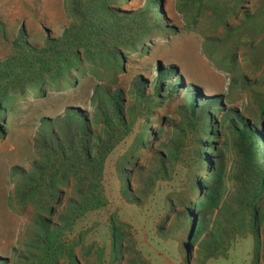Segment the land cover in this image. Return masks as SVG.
I'll list each match as a JSON object with an SVG mask.
<instances>
[{"label":"trees","instance_id":"16d2710c","mask_svg":"<svg viewBox=\"0 0 264 264\" xmlns=\"http://www.w3.org/2000/svg\"><path fill=\"white\" fill-rule=\"evenodd\" d=\"M121 1L66 0L70 21L60 34L46 31L41 43L31 42L24 28L18 29L10 42L11 53L0 58V135L7 130L9 122L4 116L12 110L16 95L24 96L27 89L42 94L46 87L61 82L75 85L73 71L83 60L106 61L114 73L124 72V50L136 51L153 33L165 31L161 0H145L134 11L121 10L118 6ZM247 1L179 0V3L181 10L194 11L195 15L208 12L212 21L223 27L219 42H229L231 47V52L223 57L235 60L234 52L243 46L252 64H261L264 62V0H258L251 11L243 10L242 18L236 23L228 21L236 18ZM259 35L262 37L257 42ZM208 40L210 43L214 38ZM208 43L205 44L208 55L224 67ZM155 70L149 93L146 79L142 76L133 79L129 90L134 97L131 103L121 88L112 89L107 81L93 87L91 111L66 106L63 114L40 119L34 142L36 156L30 158L29 168L12 167L18 182V202L28 201L37 208L27 226L30 250L19 255L28 264H64L59 262L61 257L67 258L65 264H78L73 255L76 242L65 236L85 214L105 206L103 174L108 155L131 134L135 125L139 132L134 137V146L146 148L149 113L183 87L175 66L158 63ZM173 75L176 78L169 82ZM238 83L251 88L257 111L262 115L264 76L249 79L245 74L232 75L230 84ZM182 100L178 106L181 119L166 144L171 155L154 157L156 163L147 172L149 182L138 192L148 195L158 180L170 177L168 168L178 164L186 170L184 188L176 196L177 207L167 201L173 212L169 231L178 233L188 229L189 242H183L181 247L185 263L196 243L202 249V262L225 257L237 239L248 235L253 237L257 250L259 228L264 223V127L259 120L245 118L234 107L224 108L221 97H205L197 88L186 86ZM211 105L223 108L219 120L212 117ZM214 127L227 131L236 154L230 175L233 187L226 196L222 149L205 140ZM206 146H212L214 155L202 151ZM204 171L206 177L201 175ZM118 173L121 177L131 174L125 168H120ZM71 182L73 194L65 197L62 187ZM124 184L128 199L138 203L139 198L131 194L127 181ZM194 194L199 197L197 200L190 199ZM53 206L62 209L55 220L45 215L57 211ZM109 230L111 260H119L118 227L111 224ZM0 264H4L1 257Z\"/></svg>","mask_w":264,"mask_h":264},{"label":"rangeland","instance_id":"374dc122","mask_svg":"<svg viewBox=\"0 0 264 264\" xmlns=\"http://www.w3.org/2000/svg\"><path fill=\"white\" fill-rule=\"evenodd\" d=\"M144 1L123 0L118 2V6L121 10L134 11ZM257 1L248 0L236 18L228 21L236 23L242 18V11H251ZM66 3V0H0V58L11 53L10 42L20 27L24 28L33 43H41L46 31L52 35L60 34L71 19ZM160 6L165 31L153 33L145 45L136 51L124 50V72L114 73L106 61L83 60L77 70L73 71L75 85L61 82L46 87L42 94L27 89L24 96H15L12 110L4 116L9 122L7 130L0 135V257L4 264H28L19 255L30 250L27 226L30 216L37 208L28 201L24 204L18 202V182L12 174V167L18 165L29 168L30 158L36 156L34 142L40 119L43 116L57 117L63 114L66 106L91 111L93 87L107 81L111 83L112 89L121 88L127 102L131 103L134 97L129 90L133 79L142 76L147 80L146 92H151L150 82L156 75L158 63L164 67L175 66L176 73L182 78L183 87L164 98L161 105L149 113L146 148L134 146V137L139 132L135 125L131 134L108 155L103 174L105 206L85 214L73 231L65 236L69 241L76 242L73 255L77 263L264 264L263 222L259 228L260 244L257 250L254 248L253 237L248 235L237 239L225 257L202 262V249L196 243L188 252L189 259L185 263L181 247L183 242H189L186 238L188 229L178 233L169 231L173 212L167 206V201L170 200L177 207L176 196L184 188L187 174L181 165L168 168L170 177L158 180L148 195L138 192L149 182L147 172L156 163L154 157L171 155L166 144L174 136V126L181 119L178 106L183 102L186 86L199 89L205 97H221L224 108L234 107L245 118H256L264 127V113L261 115L257 111L251 88H244L240 83L230 84L232 75L245 74L249 79L263 77L264 62L252 64L250 55H246L247 48L243 46L234 52L235 60L223 57L231 52L230 43L219 42L224 34L223 27L214 23L208 12L195 15L194 11H183L179 0H161ZM212 37L213 42L208 43V38ZM261 37L259 35L256 41H260ZM206 43L215 52V58L222 59L224 67L210 58ZM175 78L173 75L169 82ZM210 111L212 117L219 120L224 110L211 105ZM213 130L205 140L214 143V148L222 149L220 157L224 164L226 196L233 187L230 175L236 154L227 131L217 127ZM212 149V146H206L202 151L214 155ZM120 168L129 169L131 174L121 177L118 173ZM201 175L206 177V172H201ZM124 181H127L131 194L138 196V203L128 199ZM62 191L65 197L72 195L73 183L63 186ZM198 198L196 194L190 196L192 200ZM53 208L57 210L55 213L45 212V215L55 220L62 209L55 206ZM111 224L118 227L121 248L118 256L120 259L114 261L111 260ZM59 262L65 264L68 260L61 257Z\"/></svg>","mask_w":264,"mask_h":264}]
</instances>
